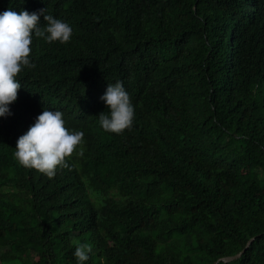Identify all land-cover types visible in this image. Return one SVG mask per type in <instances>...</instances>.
Wrapping results in <instances>:
<instances>
[{
    "label": "trees",
    "instance_id": "trees-1",
    "mask_svg": "<svg viewBox=\"0 0 264 264\" xmlns=\"http://www.w3.org/2000/svg\"><path fill=\"white\" fill-rule=\"evenodd\" d=\"M9 7L72 26L66 43L33 38L45 93L16 100L84 135L48 177L13 157L28 120L0 118V264H76L85 242V264H215L253 238L218 264H264V0ZM116 80L134 106L120 134L96 116Z\"/></svg>",
    "mask_w": 264,
    "mask_h": 264
},
{
    "label": "clouds",
    "instance_id": "clouds-1",
    "mask_svg": "<svg viewBox=\"0 0 264 264\" xmlns=\"http://www.w3.org/2000/svg\"><path fill=\"white\" fill-rule=\"evenodd\" d=\"M39 15L46 21L43 26L39 25ZM72 31L69 23L47 14L45 9L39 14L23 9L17 13L11 7L0 11V118L12 114L18 120H28V129L19 131L14 137L13 157L22 167L35 169L48 177H53L57 168L65 165V157L82 143L84 134L66 128L61 110L44 108L40 112L38 108L34 111L32 97L28 100L30 103L24 105L16 98L29 92L33 96L45 93L38 85L34 60L47 54L33 38H42L47 43H66L71 39ZM100 100L107 107V111L96 115L104 131L120 134L131 129L134 106L122 81L107 83ZM2 119L0 124L5 126ZM91 251L89 243L77 244L73 251L76 264H85Z\"/></svg>",
    "mask_w": 264,
    "mask_h": 264
},
{
    "label": "water",
    "instance_id": "water-1",
    "mask_svg": "<svg viewBox=\"0 0 264 264\" xmlns=\"http://www.w3.org/2000/svg\"><path fill=\"white\" fill-rule=\"evenodd\" d=\"M253 241H254V238L251 239V240L249 241V243H248V245L246 246V248H245L242 252H240L239 254H237V255H235V256H231V257L221 258V259H219V261L216 262L215 264H218L219 262H230V261H233V260L238 259L241 255L244 254V252L246 251V249H248V248L251 246V244H252Z\"/></svg>",
    "mask_w": 264,
    "mask_h": 264
}]
</instances>
